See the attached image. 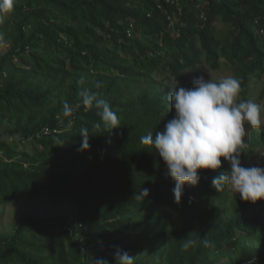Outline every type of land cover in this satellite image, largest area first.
<instances>
[{
    "label": "trees",
    "instance_id": "16d2710c",
    "mask_svg": "<svg viewBox=\"0 0 264 264\" xmlns=\"http://www.w3.org/2000/svg\"><path fill=\"white\" fill-rule=\"evenodd\" d=\"M223 59L264 83V0H14L0 15V203L72 208L66 218L26 212L0 233V264H114V246L134 264H264V206L239 211V199L211 189L210 169L176 203L163 159L141 143L172 118L167 80L160 87L153 73L167 69L173 83L193 77L196 61L218 69ZM85 88L110 103L119 128L93 131L101 121ZM83 127L90 149L79 151Z\"/></svg>",
    "mask_w": 264,
    "mask_h": 264
},
{
    "label": "clouds",
    "instance_id": "9594fccd",
    "mask_svg": "<svg viewBox=\"0 0 264 264\" xmlns=\"http://www.w3.org/2000/svg\"><path fill=\"white\" fill-rule=\"evenodd\" d=\"M13 10L14 0H0V15ZM202 17L207 15L203 13ZM214 25L226 26L217 22ZM196 45L200 46L201 41H196ZM221 62L218 69H213L196 61L194 67L188 69L193 77L173 80V83L166 74L167 69L164 73H153L152 77L160 87L162 79L167 80L164 96L167 99L169 95L165 110L172 118L155 135L149 132L141 137V143L148 149L154 148L163 159L168 170L166 176L175 182L172 192L176 203L181 202L185 185L199 184V170L210 169L219 170V174L211 179V189L239 199V211L243 204L264 206V83L256 82L257 78L244 80L226 59ZM201 66H204L202 70L199 69ZM224 68L231 71L224 74L225 78H209L212 77L211 71ZM95 86L100 87L99 83ZM79 95L86 110L97 109L101 122L93 124L94 132L101 123L104 131L120 127V120L107 100L98 98L87 88L82 89ZM70 114L71 107L65 103L63 115L67 117ZM80 133L82 142L78 150L90 149L89 128H81ZM252 136L261 137L262 143L260 141L255 153L241 160L248 147L246 142ZM149 192L143 188L142 195L147 197ZM220 211H225V208L221 207ZM245 218V214L240 212L236 221L239 224ZM193 243L188 239L183 247L188 248ZM203 244L209 247L210 241L204 239ZM114 247V264H134V257L129 252ZM95 264H110V261L95 259Z\"/></svg>",
    "mask_w": 264,
    "mask_h": 264
},
{
    "label": "rangeland",
    "instance_id": "374dc122",
    "mask_svg": "<svg viewBox=\"0 0 264 264\" xmlns=\"http://www.w3.org/2000/svg\"><path fill=\"white\" fill-rule=\"evenodd\" d=\"M227 72L230 74L231 71L226 68L218 71H211L212 77L209 78H225L224 74ZM169 87H171V85ZM168 95L169 94H167V100ZM262 153L263 151H261V154ZM71 208L72 204L67 200L53 203L44 199L39 200L31 198L18 200L9 204L0 203V233L10 234L14 229L17 220L24 216L26 212L30 211L41 218H56L57 216L65 214L64 216L66 218L68 217L67 214H70ZM251 245L257 247L258 242L253 240ZM225 261L226 258L222 257L221 262Z\"/></svg>",
    "mask_w": 264,
    "mask_h": 264
},
{
    "label": "built area",
    "instance_id": "2783aa9c",
    "mask_svg": "<svg viewBox=\"0 0 264 264\" xmlns=\"http://www.w3.org/2000/svg\"><path fill=\"white\" fill-rule=\"evenodd\" d=\"M48 131V130H47Z\"/></svg>",
    "mask_w": 264,
    "mask_h": 264
}]
</instances>
